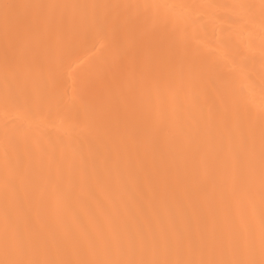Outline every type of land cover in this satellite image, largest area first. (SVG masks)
<instances>
[{
  "label": "bare ground",
  "instance_id": "obj_1",
  "mask_svg": "<svg viewBox=\"0 0 264 264\" xmlns=\"http://www.w3.org/2000/svg\"><path fill=\"white\" fill-rule=\"evenodd\" d=\"M0 3V261L261 264L264 0Z\"/></svg>",
  "mask_w": 264,
  "mask_h": 264
},
{
  "label": "snow or ice",
  "instance_id": "obj_2",
  "mask_svg": "<svg viewBox=\"0 0 264 264\" xmlns=\"http://www.w3.org/2000/svg\"><path fill=\"white\" fill-rule=\"evenodd\" d=\"M20 7H33L29 5H15L10 3H0V9H3V16L0 22L3 24L4 36L8 47H13L15 44L16 32L25 25V21L21 18H13L12 10ZM40 7V6H35ZM261 247L262 252H264V219H262L261 225ZM0 264H226V262L218 261H199L194 262L191 260H167V259H153V260H143V259H126V260H60V261H48V260H4L0 261ZM230 264H254L253 261L241 262L232 261ZM264 264V260L261 261Z\"/></svg>",
  "mask_w": 264,
  "mask_h": 264
}]
</instances>
